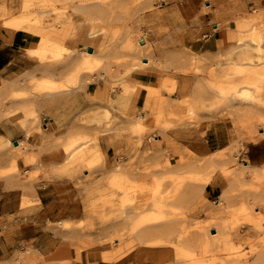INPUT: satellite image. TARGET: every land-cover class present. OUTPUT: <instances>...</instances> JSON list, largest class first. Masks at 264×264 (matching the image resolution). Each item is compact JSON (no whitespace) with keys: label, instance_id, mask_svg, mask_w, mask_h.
<instances>
[{"label":"rangeland","instance_id":"obj_1","mask_svg":"<svg viewBox=\"0 0 264 264\" xmlns=\"http://www.w3.org/2000/svg\"><path fill=\"white\" fill-rule=\"evenodd\" d=\"M225 3L234 14L220 15ZM0 26L52 40L41 70L0 81V180L23 190L22 209L39 203L37 189L62 206L44 225L60 238L57 256L27 244L17 261L74 264V248L96 263L264 264V164L243 158L244 143L264 138L260 11L237 0H0ZM75 27L93 51L63 45ZM158 44L174 48L164 61ZM95 80L105 95L144 93L142 111L95 112L92 135L63 141L44 118ZM209 130L224 136L219 148L191 147ZM103 134L120 146L113 158L99 152ZM19 159L33 170L23 174Z\"/></svg>","mask_w":264,"mask_h":264},{"label":"crops","instance_id":"obj_2","mask_svg":"<svg viewBox=\"0 0 264 264\" xmlns=\"http://www.w3.org/2000/svg\"><path fill=\"white\" fill-rule=\"evenodd\" d=\"M241 9L252 8L258 10L264 15V0H237ZM13 5V10H17L19 4L17 1ZM229 3V2H228ZM226 9H220L221 14L225 15L233 12ZM77 18V16H73ZM214 18L217 15L213 16ZM213 29L216 27L212 24ZM207 40L203 47L208 52L215 53L217 50V42L214 33H210L208 28ZM216 31V30H214ZM39 43L37 37L32 38L29 33L23 30H13L0 26V81H12L21 76L29 75L33 72L41 70L39 56L32 54L29 50H34ZM95 39L89 36L88 29L74 28L71 35L63 41V45L69 50H87L93 51ZM158 53L156 57L162 61L168 55V52L173 51V47L168 44H158ZM145 61V60H144ZM74 66V65H73ZM64 74V72H63ZM134 84L139 81L134 80ZM103 83L88 81L82 84L78 89L72 90L69 100L65 96L61 97L58 103L55 102V110L52 115H47L44 118L48 122L46 126L56 132V136H60L63 141L68 136L74 137L77 134L92 135L95 128L92 124H88L93 119L95 112L112 110H125L127 107H134L136 113L141 112L145 104V94L141 93L137 96L129 93L126 95L120 88L116 91L109 92L105 95L101 91ZM163 97H166L163 95ZM109 100V102H108ZM85 120L83 124L81 121ZM47 128V127H46ZM2 129V127H1ZM102 129V128H101ZM224 136L218 134L216 130H209L205 133L201 140L191 142V147H198L200 153H206L212 148L218 147ZM109 135H101L97 141L99 152L107 159L113 158L115 152L120 148L119 144H111ZM159 141V139L155 140ZM27 144L35 147L39 141H26ZM243 158L252 165L264 164V138L257 139L256 142L244 143ZM220 149H215L218 151ZM23 168V174L33 170L29 164H25L23 159L17 160V165ZM12 180H0V264H24L22 259L17 261L18 255L24 253L27 244H29L34 254L42 258H49L52 254L57 256L60 238L45 229L46 211L61 209V204L57 202H46V192L37 189L36 197L38 204L32 207L22 209L20 203L24 197V192L19 187L10 186ZM207 196L214 194L216 189L212 184L205 186ZM34 199V197H32ZM57 250L55 251V249ZM70 257L75 260L74 264H90L88 254L81 251L79 255L74 248L69 250ZM95 264H120V261L102 262L98 261Z\"/></svg>","mask_w":264,"mask_h":264},{"label":"bare ground","instance_id":"obj_3","mask_svg":"<svg viewBox=\"0 0 264 264\" xmlns=\"http://www.w3.org/2000/svg\"><path fill=\"white\" fill-rule=\"evenodd\" d=\"M34 33V35L33 34H30L31 35V37L32 38H35L36 37V34L37 35H39L40 37H41V40L39 41V43H38V45H37V47L33 50H31V51H29L30 53H33V54H35V55H37V56H39V58H41L42 59V57H43V55H44V53L45 52H47L48 50H47V46H51V43H50V41H52V40H50V35L48 36L47 35V33L46 32H44V31H42V29H40L39 31H35V32H33ZM39 39V38H38ZM52 39H54V38H52ZM55 41V40H54ZM53 41V42H54ZM142 42V41H141ZM143 44V43H142ZM49 46V47H50ZM48 47V48H49ZM42 56V57H41ZM45 58V57H44ZM43 58V59H44ZM40 59V60H41ZM256 70H254L253 72H255ZM2 97V96H1ZM4 98V97H3ZM5 99H6V97H5ZM4 103V102H3ZM156 138V137H155ZM116 176V175H115ZM114 176V177H115ZM117 177H118V175H117ZM116 177V178H117ZM113 179V178H112ZM118 179V178H117ZM121 179V178H120ZM116 180V179H115ZM112 181H114V180H112ZM119 181V180H118ZM113 183H116V182H113ZM116 185V184H115ZM119 185V184H118ZM185 232V231H184ZM183 233V232H182ZM184 234V233H183ZM184 236V235H183ZM182 237V236H181ZM188 241V240H187ZM194 241V240H193ZM191 242V241H190ZM90 258V257H89ZM96 263V261L93 259V258H91L90 259V264H95Z\"/></svg>","mask_w":264,"mask_h":264},{"label":"water","instance_id":"obj_4","mask_svg":"<svg viewBox=\"0 0 264 264\" xmlns=\"http://www.w3.org/2000/svg\"><path fill=\"white\" fill-rule=\"evenodd\" d=\"M143 42H140V44H142ZM14 144L16 145V142H14Z\"/></svg>","mask_w":264,"mask_h":264}]
</instances>
